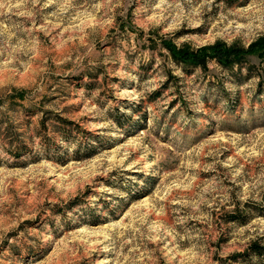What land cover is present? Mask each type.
<instances>
[{"label":"rangeland","instance_id":"rangeland-1","mask_svg":"<svg viewBox=\"0 0 264 264\" xmlns=\"http://www.w3.org/2000/svg\"><path fill=\"white\" fill-rule=\"evenodd\" d=\"M261 38L264 0H0V264H246L264 56L169 46Z\"/></svg>","mask_w":264,"mask_h":264},{"label":"trees","instance_id":"trees-1","mask_svg":"<svg viewBox=\"0 0 264 264\" xmlns=\"http://www.w3.org/2000/svg\"><path fill=\"white\" fill-rule=\"evenodd\" d=\"M169 47L174 60L188 66H204L208 57H215L222 65L231 68L241 62V58L246 54L258 52L260 55L264 56V38L259 39L247 50L228 48L223 43H219L216 46L205 49L212 50V54L208 51L203 54L202 52L205 50L192 52L187 48L179 49L172 45ZM232 220H237V217H233ZM230 259L234 262L242 260L246 264H264V244L259 241H254L243 253H237Z\"/></svg>","mask_w":264,"mask_h":264}]
</instances>
